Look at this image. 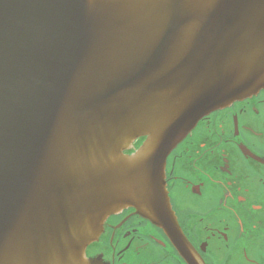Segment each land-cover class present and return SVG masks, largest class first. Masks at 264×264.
<instances>
[{
	"label": "water",
	"instance_id": "obj_1",
	"mask_svg": "<svg viewBox=\"0 0 264 264\" xmlns=\"http://www.w3.org/2000/svg\"><path fill=\"white\" fill-rule=\"evenodd\" d=\"M262 89L264 0H0V264H97L129 207L174 234L169 154Z\"/></svg>",
	"mask_w": 264,
	"mask_h": 264
},
{
	"label": "flooded vegetation",
	"instance_id": "obj_2",
	"mask_svg": "<svg viewBox=\"0 0 264 264\" xmlns=\"http://www.w3.org/2000/svg\"><path fill=\"white\" fill-rule=\"evenodd\" d=\"M166 160L175 233L124 208L107 217L86 258L264 264V89L203 117Z\"/></svg>",
	"mask_w": 264,
	"mask_h": 264
}]
</instances>
